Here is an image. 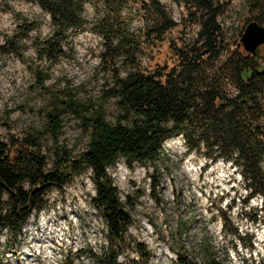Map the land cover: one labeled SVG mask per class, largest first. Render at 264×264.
Segmentation results:
<instances>
[{"label":"trees","instance_id":"16d2710c","mask_svg":"<svg viewBox=\"0 0 264 264\" xmlns=\"http://www.w3.org/2000/svg\"><path fill=\"white\" fill-rule=\"evenodd\" d=\"M23 1L36 4L49 18V33L33 39L39 59L58 61L65 55L68 34L88 29L99 37L98 67L106 78L98 98L81 102L70 91L54 94L38 128L8 143L0 141V233L19 236L28 217L43 208L47 191L62 188L89 167L94 189L90 200L103 216L108 240L100 253L91 252L93 264H117L132 219L108 168L119 158L127 164L157 166L164 155L163 141L177 135L186 153L205 161L203 167L218 160L234 167L246 191L243 203L253 196L260 199L259 209L248 219L264 225V44L253 53L243 50L237 39L242 31L231 32L220 23L227 3L175 0L186 11L179 23L160 0ZM239 3L264 26V0ZM134 20L137 26L131 24ZM192 24L198 29L187 35ZM36 25L21 19L13 34L4 36L0 51L19 53L21 40ZM178 25V38L166 40L171 64L145 67L148 49ZM35 75L42 84L45 75ZM65 115L76 119L86 135L77 154L59 144ZM185 229L178 223L173 235L179 237ZM229 232L240 246L252 249L246 233L235 228ZM201 251L202 259L194 262L178 250L174 264H221L205 241ZM138 252L146 263L151 255L147 247L140 244Z\"/></svg>","mask_w":264,"mask_h":264},{"label":"rangeland","instance_id":"374dc122","mask_svg":"<svg viewBox=\"0 0 264 264\" xmlns=\"http://www.w3.org/2000/svg\"><path fill=\"white\" fill-rule=\"evenodd\" d=\"M222 1L227 3V10L220 23L231 32H241L252 16L241 8L239 0ZM161 2L170 15L180 17L181 23L184 7L177 5L173 9L167 0ZM21 19L37 25L21 40L19 53L5 55L0 51V141L4 143L21 137L27 129L38 128L43 110L54 94L70 91L81 102L96 99L106 78L98 67L99 37L88 29L68 34L65 55L58 61L39 59L33 39L49 33V18L36 4L27 1L0 0V45L4 36L13 34ZM132 25L137 26V22ZM178 26L163 42L148 49L145 67L171 64L166 40L178 38L182 28ZM197 29L192 24L185 32L192 35ZM37 71L45 75L42 84L36 79ZM108 113L109 118L114 114L111 104ZM63 120L59 144L77 154L85 145L86 135L72 116L65 115ZM162 147L164 155L157 166L127 164L119 158L108 168L132 219L117 264H174L178 250L190 260L199 261L204 255V241L221 264L264 261V225L248 219L259 209L260 199L253 196L243 203L246 191L234 167L223 160L203 167L205 161L201 157L185 152L179 135L165 139ZM90 174L86 167L62 188L47 191L43 208L28 217L16 238L3 230L0 264H93L95 256L91 252L100 253L108 246V240L103 216L90 200L94 193ZM178 223L186 226L179 237L173 235ZM234 228L251 238L252 249L246 250L231 236L229 229ZM30 241L38 247L32 248ZM140 244L151 254L146 263L138 252Z\"/></svg>","mask_w":264,"mask_h":264},{"label":"water","instance_id":"95a60500","mask_svg":"<svg viewBox=\"0 0 264 264\" xmlns=\"http://www.w3.org/2000/svg\"><path fill=\"white\" fill-rule=\"evenodd\" d=\"M239 41L244 51L253 53L264 44V26L254 20L249 21L243 28Z\"/></svg>","mask_w":264,"mask_h":264},{"label":"bare ground","instance_id":"6f19581e","mask_svg":"<svg viewBox=\"0 0 264 264\" xmlns=\"http://www.w3.org/2000/svg\"><path fill=\"white\" fill-rule=\"evenodd\" d=\"M162 1V0H161ZM167 4L169 5H171L172 6V0H167ZM166 4V3H165ZM168 5H167V8H168ZM165 6V5H164ZM132 8V11H134V9H135V7H131ZM168 10V9H167ZM125 13V12H124ZM172 17H173V19L176 21V22H179V20H180V17L179 18H176L173 14L171 15ZM133 22H137L136 20H134V21H132V23ZM131 23V24H132ZM134 25V24H133ZM31 243H30V245H31V247L32 248H36V247H38V244L37 243H35V242H32V241H30ZM39 249H40V253L43 251V246H41V247H39ZM28 255V254H27Z\"/></svg>","mask_w":264,"mask_h":264},{"label":"built area","instance_id":"2783aa9c","mask_svg":"<svg viewBox=\"0 0 264 264\" xmlns=\"http://www.w3.org/2000/svg\"><path fill=\"white\" fill-rule=\"evenodd\" d=\"M177 3L175 2V0H172V8L173 9H175V7H177ZM172 10V9H171ZM239 177H240V175H239Z\"/></svg>","mask_w":264,"mask_h":264}]
</instances>
